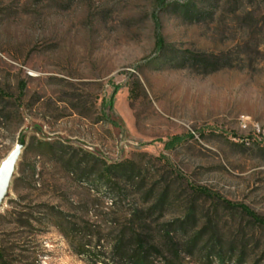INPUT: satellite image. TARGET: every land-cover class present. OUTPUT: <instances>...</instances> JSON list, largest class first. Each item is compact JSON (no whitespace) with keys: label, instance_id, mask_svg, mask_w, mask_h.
Returning a JSON list of instances; mask_svg holds the SVG:
<instances>
[{"label":"rangeland","instance_id":"rangeland-1","mask_svg":"<svg viewBox=\"0 0 264 264\" xmlns=\"http://www.w3.org/2000/svg\"><path fill=\"white\" fill-rule=\"evenodd\" d=\"M19 145L0 264H119L131 235L264 264V0H0V166Z\"/></svg>","mask_w":264,"mask_h":264},{"label":"trees","instance_id":"trees-1","mask_svg":"<svg viewBox=\"0 0 264 264\" xmlns=\"http://www.w3.org/2000/svg\"><path fill=\"white\" fill-rule=\"evenodd\" d=\"M158 47H163V41L159 38L158 39ZM198 193H205L204 189L196 188L194 190ZM166 193H162L158 195L157 197H154V195H151L146 202V204H149L148 211L150 213L154 212V210H163L164 208V202H165ZM116 204L115 201H113V205ZM247 210V209H246ZM138 211H134L131 216L136 217V213ZM248 214H250L252 217L256 218V220H259L256 215H254L252 212L248 211ZM261 221V220H259ZM144 222H148L145 220ZM263 223V222H262ZM264 224V223H263ZM73 231V230H72ZM170 230L166 231V236H170ZM67 235V234H65ZM114 247V252H121V253H113V260H118L119 264H157L158 256L165 255V253H159V247L147 236L138 235V236H132L128 239V241L124 242V240L118 241ZM123 244V245H122ZM121 245V246H120ZM79 254L80 253L79 251ZM176 258H179V256L176 255ZM170 257H166V263L167 264H173V260H168ZM164 263V264H166Z\"/></svg>","mask_w":264,"mask_h":264},{"label":"water","instance_id":"water-1","mask_svg":"<svg viewBox=\"0 0 264 264\" xmlns=\"http://www.w3.org/2000/svg\"><path fill=\"white\" fill-rule=\"evenodd\" d=\"M23 150V146H17L3 161L0 166V209L8 196L11 181L13 179L16 165Z\"/></svg>","mask_w":264,"mask_h":264}]
</instances>
